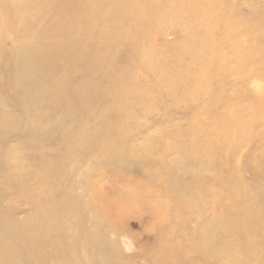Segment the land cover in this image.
<instances>
[{"label":"rangeland","instance_id":"1","mask_svg":"<svg viewBox=\"0 0 264 264\" xmlns=\"http://www.w3.org/2000/svg\"><path fill=\"white\" fill-rule=\"evenodd\" d=\"M115 1L0 0V264H264V0Z\"/></svg>","mask_w":264,"mask_h":264},{"label":"bare ground","instance_id":"2","mask_svg":"<svg viewBox=\"0 0 264 264\" xmlns=\"http://www.w3.org/2000/svg\"><path fill=\"white\" fill-rule=\"evenodd\" d=\"M115 2H119L120 4H121V0H117V1H115ZM121 6H122V4H121ZM112 7V6H111ZM137 8V7H136ZM123 9V8H122ZM134 10H138V9H134ZM112 10H110L109 12H107L106 14H109L110 12H111ZM199 24V23H198ZM200 26L202 27L203 26V29H204V25H202V24H200ZM142 49V48H141ZM142 52H143V50H140V51H138V53H137V57L135 58V56H136V54L134 53V54H132V56L130 57V59L128 60V61H134V60H138L139 59V57L141 56V54H142ZM43 57H45V55H43ZM115 75V72L112 70V68H111V65H110V71H109V76L112 78L113 76ZM119 80H120V78H118ZM117 79V80H118ZM122 79V78H121ZM118 80V81H119ZM119 82H121V81H119ZM194 93H196L195 91H194ZM209 94V93H208ZM205 96H207V95H205ZM242 99H239V101H241ZM229 102V101H228ZM264 103V102H263ZM214 104H216V101L214 100V99H209V101L208 102H205L203 105H202V109H204V111H209V110H211L212 109V106L214 105ZM245 109H247V108H244V109H242V110H245ZM248 112V111H247ZM163 120L164 121H166V120H168V118L167 117H169V116H167V114L164 112V114H163ZM225 117V115H221V119L222 118H224ZM246 118H245V116L242 118H238L237 117V119H236V121H239V120H245ZM243 124H239V126H242ZM39 133V137L41 136V138H44V137H49V133H47V132H44L43 130L42 131H40V132H38ZM114 155H117L116 153H114ZM55 165H57V163H54L53 164V166L55 167V169H57V166H55ZM2 170H4V168L2 169ZM8 183H10V181L9 182H7V184ZM73 200L76 202V203H78V206L80 207V203L79 202H77L76 200V198H73ZM46 214H47V216L48 217H51V221L48 223V224H51V223H53V222H55L56 220H59L60 219V213L57 215H53V208H51V209H47L46 210ZM97 216V215H96ZM1 217V216H0ZM109 221H113V219L112 218H109ZM26 229L22 232V233H25V237L20 241V243L19 244H15V245H13V248H14V250L15 249H19V248H21L22 247V249H25L26 247H27V244H28V242L29 241H31V246L33 247L36 243H38V241H39V239L41 238V236L39 235V231H41L42 230V228H36V227H34V226H32V225H30V223H27L26 224ZM0 227H1V229H0V237L1 236H6L7 234H9V233H13V234H18V233H20V230H19V226L18 227H12L10 230H5V229H3L2 230V220H0ZM38 232H37V231ZM110 243H112V242H110ZM97 249H98V247H95L93 250H95V251H97ZM111 249V248H110ZM112 250V249H111ZM73 253H75V252H73ZM59 254V252H57L56 253V255L55 256H57ZM115 254V253H114ZM12 257V255H11V251H9V250H6V251H1L0 252V260H4V259H10ZM74 257H76V256H74V255H72V256H65L64 258H63V262H65L66 264H82V262H85L86 264H95V260H94V256L93 257H91L90 259H88L87 261H84V260H80L79 258H77V262L74 260ZM15 260H17V259H15ZM14 260V261H15ZM223 263H225V264H227L226 262H223Z\"/></svg>","mask_w":264,"mask_h":264}]
</instances>
